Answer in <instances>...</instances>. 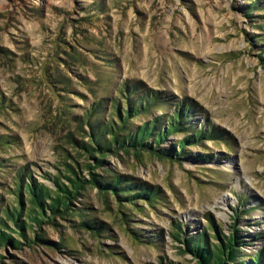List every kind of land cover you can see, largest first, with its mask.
<instances>
[{
  "label": "rangeland",
  "instance_id": "374dc122",
  "mask_svg": "<svg viewBox=\"0 0 264 264\" xmlns=\"http://www.w3.org/2000/svg\"><path fill=\"white\" fill-rule=\"evenodd\" d=\"M123 84L136 88L132 105L149 90L164 102L133 127L165 128L186 105L182 125L212 138L181 156L176 133L158 154L107 157L96 174L156 187L158 203L118 207L89 187L73 206L105 232L58 220L38 230L50 246L19 239L21 249L0 248V264H196L173 239L176 224L211 243L237 229L238 262L264 254V0H0V138L15 141L0 148V208L13 203L19 171L52 188L44 176L59 174L66 153L86 163L67 136L81 139L75 119L102 98L100 118L113 98L124 108Z\"/></svg>",
  "mask_w": 264,
  "mask_h": 264
},
{
  "label": "trees",
  "instance_id": "16d2710c",
  "mask_svg": "<svg viewBox=\"0 0 264 264\" xmlns=\"http://www.w3.org/2000/svg\"><path fill=\"white\" fill-rule=\"evenodd\" d=\"M248 12L251 13L250 10ZM135 89L124 84L118 86L117 90L125 99V107L119 106V97L113 98L110 104L113 111L109 113L108 120L100 118L105 98L95 102L84 115L75 119L78 136L81 139L78 140L69 133L67 142L73 145L79 157L87 160L84 165H79L77 160L71 162V156L66 153L63 156L60 165L62 170L59 169V174L55 177L44 176L45 180L52 183V188L36 182L30 175L25 177L22 170L17 173L15 189L8 190L13 196V203L0 208V248L9 246L21 249L23 243L28 247L36 244L50 246L51 243L43 239L38 230L43 225L56 228L58 220L69 221L72 216L82 220L76 225L79 229L96 235L105 232L106 227L103 223L92 218H84L86 217L84 211H87V208L81 210L73 206V203L83 196L89 187L96 189L105 200L109 197L113 198L118 207L135 206L138 201L145 202L150 207L158 203L159 189L156 187L151 188L135 183L127 176L101 177L95 173V170L107 165V157H118L120 153L125 155L131 153L137 159L141 157L142 152L146 151L158 154L157 147L176 133L185 134V137L177 143L178 154L176 155L181 156L184 155V146L212 138L213 132L209 134V131L205 132L202 129L194 132L184 127L182 124L189 115V107L186 105H179L175 114L167 116L165 128L157 126L158 119L133 127L132 119L164 103L160 102L156 93L149 90L139 98L136 104L132 105L128 99L136 94ZM4 105L3 98L0 96V111ZM150 139L153 140V145H149ZM14 144V140L8 142V139L0 138V148L5 149ZM89 160L93 163H89ZM1 168H3L2 164H0ZM84 171L88 173L89 179L82 176ZM2 202L0 196V204ZM209 229L215 230L213 226ZM5 230L15 233L18 238L6 233ZM172 236L175 241L182 243L184 248L182 251L191 255L196 264H264L262 252H257L247 261L238 262L241 242L237 229L229 238L214 232L215 242L211 243L205 232L196 236H185L181 226L176 224L172 230ZM134 237L137 236L134 235ZM19 239L24 242H20ZM0 260H2L1 256Z\"/></svg>",
  "mask_w": 264,
  "mask_h": 264
},
{
  "label": "bare ground",
  "instance_id": "6f19581e",
  "mask_svg": "<svg viewBox=\"0 0 264 264\" xmlns=\"http://www.w3.org/2000/svg\"><path fill=\"white\" fill-rule=\"evenodd\" d=\"M226 200H227V197H225V196L222 197L221 200L219 201V204L224 207L226 205ZM217 204H216V206H217ZM219 204H218V206H220Z\"/></svg>",
  "mask_w": 264,
  "mask_h": 264
}]
</instances>
